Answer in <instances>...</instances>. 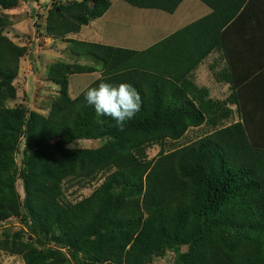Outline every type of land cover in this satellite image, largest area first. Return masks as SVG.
Instances as JSON below:
<instances>
[{
	"label": "trees",
	"instance_id": "16d2710c",
	"mask_svg": "<svg viewBox=\"0 0 264 264\" xmlns=\"http://www.w3.org/2000/svg\"><path fill=\"white\" fill-rule=\"evenodd\" d=\"M123 1L172 13L182 0ZM200 1L210 13L144 50L67 39L69 53L98 63L101 76L72 98L67 76L94 67L54 64L65 72L52 76L59 93L47 116L7 105L16 97L13 81L26 50L0 36V223L17 216L38 245L55 246L14 250L25 264H64L62 248L75 264H145L163 252L161 237L175 264H264V58L261 53V77L242 86L231 68L232 91L222 100L209 98L192 80L212 51L230 59L233 46L254 48L258 43L247 34L257 26L264 48V0ZM109 5L59 4L45 33L65 38ZM0 6L17 3L0 0ZM102 81L129 82L142 97L141 110L123 130L110 116L97 117L85 99ZM227 104L236 105V121ZM199 126L203 136L164 152L168 139L176 142ZM21 138L22 198L13 159ZM80 139L105 141L96 148L69 146ZM155 144L157 156L148 158ZM98 173L106 176L88 196L63 200V181Z\"/></svg>",
	"mask_w": 264,
	"mask_h": 264
},
{
	"label": "rangeland",
	"instance_id": "374dc122",
	"mask_svg": "<svg viewBox=\"0 0 264 264\" xmlns=\"http://www.w3.org/2000/svg\"><path fill=\"white\" fill-rule=\"evenodd\" d=\"M80 1L16 0L17 6L14 8L4 9L0 6V36L16 46L24 47L26 50L25 55L18 61V74L13 81V85L16 88V97L14 100L7 102L8 106H24L43 116H47L52 103L59 93V86L52 81V76L54 74L57 78L65 72V68L60 65L54 66V64L70 65L72 70L77 69V65L86 64L83 63L84 60L75 58L67 51L68 43L66 38L51 37L45 33L44 29L49 18V13L54 10L55 6L61 4L68 7ZM110 2L113 3L114 9L119 14L131 19L130 22L126 23V26L119 27L122 29L126 28L123 30L125 34H120L122 36V38L119 37L122 39L120 42L127 45H136L135 47L139 48L145 47L146 43L150 40L135 43L138 39L137 34L142 33L145 30V23L154 17L148 15V11L157 10L140 9L129 5L123 6L124 1L122 0H110ZM187 15L188 13H185L182 19L184 20ZM134 22L140 24H133ZM107 31H110L109 26ZM200 76V83L205 84L209 81L208 78L210 76L207 78L203 72L200 73ZM95 77L96 73L75 72L69 74L67 78H69L68 89L70 96L73 97L80 93ZM221 89V86H215L212 87V92ZM235 118V116L231 117L232 120ZM204 133L205 127L192 128L176 142L168 139L164 143L163 150L164 152L171 151L196 140L203 136ZM104 141V139H80L73 141L69 146L72 148H96L103 144ZM22 146L23 140L21 138L20 147L13 153L16 167L15 189L20 198L24 196L23 179L19 174ZM159 149L160 147L157 144L148 148V158H155ZM105 176L104 173H98L96 177H83L81 180L76 177L72 179L67 178V181H63V200L73 203L88 196L101 184ZM162 238L159 240V247H163V252L161 255L153 254L151 260L145 264H175V254L172 248L164 246ZM30 246L55 249V246L52 244L38 245L34 236L26 231V228L17 216H10L0 223V264H25L21 254L14 252V250H22ZM179 247L181 251L187 250L186 244H181ZM60 250L66 258L64 264H75L70 258L68 249L62 248Z\"/></svg>",
	"mask_w": 264,
	"mask_h": 264
},
{
	"label": "crops",
	"instance_id": "0c3cea01",
	"mask_svg": "<svg viewBox=\"0 0 264 264\" xmlns=\"http://www.w3.org/2000/svg\"><path fill=\"white\" fill-rule=\"evenodd\" d=\"M124 5H129L131 7L133 6L125 1L123 6ZM129 9L131 8L129 7ZM140 9L157 10L152 12L148 11V15H152L154 17L153 19H150L145 23V30L142 33L137 34L138 39L137 41H135V43L144 40H150L148 41V43H146L145 47L143 48L135 47L136 45L135 46L127 45L120 42L122 40L121 39L122 36L120 34L123 33L125 34L123 30L126 28L124 27V29H122L119 27L126 26L127 25L126 23L130 22L131 19L119 14L117 10L114 9L112 2H110L109 7L100 17L91 20L86 25H82L77 32L67 34L65 38L66 40L71 38L79 41L100 43V44H105V45L120 47L125 49L144 50L149 46H151L152 44H154L155 42L162 40L163 38L173 33L174 31L182 28L183 26L211 12L210 7H208L205 3H203L200 0H182L172 13L156 8H140ZM185 13H188V15L183 20L182 16ZM133 24H140V23L134 22ZM108 26L110 28L109 32L107 31ZM256 28L247 34V35H251L253 39L258 43L255 44L254 48L251 47L252 49H250V47H247L245 45H243L242 47L233 46L231 49L232 52L229 51L230 59L226 58L223 50H214L211 53H209L192 71L193 82L198 87L206 88L208 90L209 98L222 100L227 98L228 95L231 93L232 91L231 82H230L231 79L228 76V74L231 73V68L233 70L235 69V72L233 71V75H232L233 78L235 79L234 82L235 83L237 82L238 85L240 86L248 83L247 79L253 77H261L262 72L260 71V69L263 67H260L261 63L259 62L261 60L260 57L261 53H262V57L264 58V48H263V43H261L260 37L262 36L263 27L257 26ZM234 41H236V39H234ZM230 53L232 54L230 55ZM74 57L79 60H84L83 63H86V65H90L94 67V70L91 72H79V73H96V77L93 80H91L89 84L101 76V66L98 63H95L92 60L84 57H76V56ZM202 72L205 74L207 78L208 76H210V78H208L209 81L205 84L200 83L199 81V79L201 78L200 73ZM215 86H221L222 89L217 91L214 90V92H212V87ZM68 88H69V78H68ZM68 93H69V89H68ZM227 106L232 111L231 117L232 116L236 117L235 119H233V121H236L239 118L236 112V105L227 104ZM200 127L202 126L190 127L188 131L192 128H200Z\"/></svg>",
	"mask_w": 264,
	"mask_h": 264
},
{
	"label": "clouds",
	"instance_id": "9594fccd",
	"mask_svg": "<svg viewBox=\"0 0 264 264\" xmlns=\"http://www.w3.org/2000/svg\"><path fill=\"white\" fill-rule=\"evenodd\" d=\"M85 99L89 105L94 106L97 117L110 116L120 130L135 117L142 106L140 93L129 82L113 84L102 81L98 86L87 89Z\"/></svg>",
	"mask_w": 264,
	"mask_h": 264
}]
</instances>
